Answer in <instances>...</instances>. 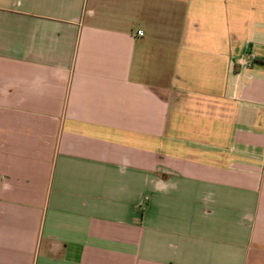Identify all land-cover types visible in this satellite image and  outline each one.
Wrapping results in <instances>:
<instances>
[{
    "label": "crops",
    "instance_id": "0c3cea01",
    "mask_svg": "<svg viewBox=\"0 0 264 264\" xmlns=\"http://www.w3.org/2000/svg\"><path fill=\"white\" fill-rule=\"evenodd\" d=\"M0 264H264V0H0Z\"/></svg>",
    "mask_w": 264,
    "mask_h": 264
},
{
    "label": "built area",
    "instance_id": "2783aa9c",
    "mask_svg": "<svg viewBox=\"0 0 264 264\" xmlns=\"http://www.w3.org/2000/svg\"><path fill=\"white\" fill-rule=\"evenodd\" d=\"M138 35H143V31L141 29L137 30Z\"/></svg>",
    "mask_w": 264,
    "mask_h": 264
}]
</instances>
